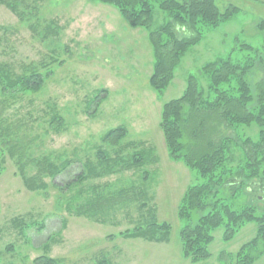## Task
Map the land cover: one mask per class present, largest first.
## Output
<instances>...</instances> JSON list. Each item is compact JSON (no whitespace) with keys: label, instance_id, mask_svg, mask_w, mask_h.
Segmentation results:
<instances>
[{"label":"rangeland","instance_id":"obj_1","mask_svg":"<svg viewBox=\"0 0 264 264\" xmlns=\"http://www.w3.org/2000/svg\"><path fill=\"white\" fill-rule=\"evenodd\" d=\"M215 2L222 12L232 6L238 11L215 28L200 27L202 41L184 54L174 79L161 94L149 81L154 55L148 31L131 28L116 7L90 0H22L21 9L27 4L38 8V33L29 27V22L37 20L20 21L0 3V63L20 72L31 62L56 59L51 64L53 75L39 91L22 92L6 112L7 121L21 128L20 139L24 146H33L32 157L46 156L56 162L70 159L74 163L69 172L56 179L46 178L50 184L46 192L30 191L14 159L5 156L0 168V264H33L43 254L57 258L60 264H99L103 258L109 264H235L236 253L256 236V222L247 223L230 241L223 239L225 228L221 226L213 232L210 258L199 262L184 258L180 231L187 221L179 218L178 206L186 188L203 178L183 161L170 158L160 128L164 103L183 94L190 74L198 77L200 87L209 95V78L202 72L208 62L227 56L244 62L253 57L256 63L247 81L254 88L264 77V0ZM51 20L57 23V34L44 38L43 29ZM168 20L169 14L156 7L153 26ZM178 33L188 35L191 30L180 27ZM100 90H107L101 95L107 97L97 106L91 100ZM55 111L64 118V128L59 131L49 122ZM119 125L128 129L123 143L144 141L154 148L156 159L144 169L86 180L81 184L84 199L91 196L90 188L95 185L99 187L97 193L87 200L132 184L137 191L147 187L153 197L148 208L140 210L138 202H129L108 215L99 211L89 218L70 213L65 200L75 189L67 190L66 185L76 179L81 167L78 161L95 162L96 147L109 148L102 141L103 135ZM258 131L255 124L238 128L240 136L252 138H257ZM226 134L236 135L233 130ZM145 170L150 173L147 184L142 179ZM28 172L33 174L35 167L31 165ZM253 185L246 183L247 188L234 196L229 187H223L219 197H226L235 209L256 205L260 215L264 213L263 193ZM200 215L195 211L191 222ZM153 221L171 225L167 241L121 234ZM255 264H264V255Z\"/></svg>","mask_w":264,"mask_h":264},{"label":"trees","instance_id":"obj_2","mask_svg":"<svg viewBox=\"0 0 264 264\" xmlns=\"http://www.w3.org/2000/svg\"><path fill=\"white\" fill-rule=\"evenodd\" d=\"M112 5L118 9L131 28H144L148 31L153 48V70L150 85L157 93H163L171 84L175 70L184 54L202 41L204 32L200 27L215 28L228 21L238 11L229 7L224 12L215 0H90ZM19 17L29 22L33 32L40 25L36 7H30L28 14L23 10L22 0H0ZM167 12L170 20L154 27L155 8ZM32 9L33 11H31ZM191 30L190 34L179 35V28ZM58 26L51 20L43 31L44 38L56 35ZM39 33V32H38ZM246 48L252 49L249 45ZM257 52V50L255 51ZM51 62H31L17 72L8 63H0V168L9 155L14 159L25 187L30 191H44L49 188L46 178L56 179L73 167V160L56 162L49 157H32L30 149L20 139L21 128L7 121L6 112L15 104L21 93L39 91L52 75ZM256 63V58L247 57L244 62H235L231 56L217 58L202 67L209 78V92L200 87L198 77L190 74L187 85L180 97L164 103L161 111L160 128L171 159L183 161L187 167L203 178L202 182L189 185L179 203L178 216L187 221L180 231L182 254L191 262H199L211 257L210 245L214 241L213 232L224 227L223 239L230 241L247 223H257L256 236L245 243L235 255V264H255L264 255V213L257 214L256 205H244L235 209L226 197H219L220 189L229 187L232 195L244 190L246 183L263 193L264 198V77L254 88L247 76ZM107 90H100L91 100L96 103ZM214 93L213 96L211 93ZM99 99V100H98ZM52 129H63L64 118L58 112L49 120ZM257 125V138L240 136V126ZM233 130L235 136L226 134ZM128 129L119 125L107 131L103 137L105 146L96 147L95 162L78 161L80 171L76 179L66 185L74 194L65 200L66 210L78 216L95 217L99 212L108 215L129 202H138L140 210L147 209L149 199L153 198L147 187L137 191L134 185L108 190L98 198L93 196L99 189L91 187L85 201V189L81 187L86 180L101 178L117 172L140 169L155 161V151L144 141L123 143ZM14 141V142H13ZM79 160V159H78ZM33 165L35 172L29 174ZM142 179L149 182L150 173L143 171ZM77 187V188H75ZM247 188V187H246ZM249 189V188H248ZM62 190H65L62 189ZM83 201V202H82ZM151 210V207H150ZM201 212L196 222H191L193 213ZM105 220V219H104ZM168 222H151L146 227L139 225L128 228L121 234L126 238H142L149 241H167L171 233ZM33 264H60L57 258L47 254L39 255ZM99 264H109L103 258Z\"/></svg>","mask_w":264,"mask_h":264}]
</instances>
